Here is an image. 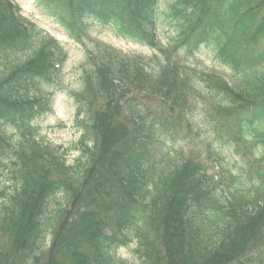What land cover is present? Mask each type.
<instances>
[{"label": "trees", "instance_id": "trees-1", "mask_svg": "<svg viewBox=\"0 0 264 264\" xmlns=\"http://www.w3.org/2000/svg\"><path fill=\"white\" fill-rule=\"evenodd\" d=\"M159 0H35L42 15L83 43L89 23L154 50L126 55L103 44L88 57L81 158L66 166L34 123L53 110L67 53L0 0V264H264V0H168L174 32L159 44ZM204 48L233 73L189 67ZM197 100L209 131L245 159L248 187L225 203L195 161L157 164L156 149ZM178 156L175 157V160ZM249 171H253L252 173Z\"/></svg>", "mask_w": 264, "mask_h": 264}, {"label": "rangeland", "instance_id": "rangeland-1", "mask_svg": "<svg viewBox=\"0 0 264 264\" xmlns=\"http://www.w3.org/2000/svg\"><path fill=\"white\" fill-rule=\"evenodd\" d=\"M167 1L159 0L158 8L157 35L159 44L163 47L167 46L174 35V23L167 16ZM13 2L21 8L24 18L57 39L67 53L62 73L53 83L54 86L49 87L45 92L54 95L53 110L38 119L34 126L38 131L37 143L42 142L43 146H48L58 156L63 157L66 166H72L83 153L79 145L83 121L75 116L76 105L71 95L75 94L79 99L83 97L86 102L92 98V95H83L82 78L86 67L90 65L88 57L96 53L95 46L103 44L130 56L150 57L155 52L146 46L121 40L114 35L112 30L96 23H89L88 33L83 37L84 42L78 44L66 36L62 28L52 19L41 14L36 7L35 0H13ZM188 65L198 73L201 70L214 71L224 76L229 82L234 78L231 70L219 65L214 56L204 48L200 49L196 59L190 61ZM190 111L188 114L190 124L182 120L174 128L171 127L170 133L173 134V138L156 149L155 160L157 164L168 168H172L175 164L180 165L185 160L195 161L207 176L212 178V189L226 203L236 187L243 188V190L248 187L249 176L243 168L246 164L245 159L234 153L228 143L221 142L215 134L209 131L208 121H206L208 110L201 100H197ZM177 156L178 159L175 160ZM14 186L9 168L1 169L0 199L8 197ZM134 247V243H131L128 248L121 247L116 251V257L122 260L123 264H140L139 260L133 256Z\"/></svg>", "mask_w": 264, "mask_h": 264}]
</instances>
